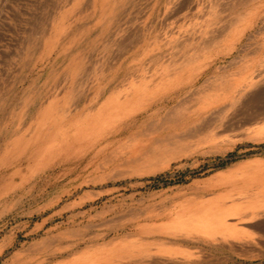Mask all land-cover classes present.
<instances>
[{"label": "rangeland", "instance_id": "rangeland-1", "mask_svg": "<svg viewBox=\"0 0 264 264\" xmlns=\"http://www.w3.org/2000/svg\"><path fill=\"white\" fill-rule=\"evenodd\" d=\"M182 1L183 11L171 12ZM226 1H218L219 10ZM207 2L0 0V264H73L84 251L119 237H146L139 229L142 224L196 217L221 200L228 204L230 194L250 185L248 171L264 170V122L247 129L238 121V128L228 131L232 135L223 132L222 138L198 145L189 139L188 152L161 169L138 174L127 171L140 149L124 148V143L129 134L162 117V108L151 113L165 103L131 112L95 140L89 134L77 135L74 128L66 137L57 134L76 115L59 114L50 123L42 122L44 106L52 98L61 100L70 86L71 105L102 102L141 67L151 70L153 56L161 55L165 63L170 50L168 44H159L165 38L174 40L178 26L190 18L203 20ZM252 8V27L229 38V53L212 62L206 76L236 59L243 45L242 53L249 52L255 62L264 59V47L250 51L264 46V0H243L221 12V19L231 20L230 26L237 18L243 23ZM129 32L142 39L134 48H119L117 42ZM77 58L83 67L71 74L70 65ZM167 131L158 129L152 137ZM247 231L253 238L246 247L255 256L238 254L226 245L200 244L187 262L264 264V235L249 226ZM64 245L70 246L65 250Z\"/></svg>", "mask_w": 264, "mask_h": 264}, {"label": "bare ground", "instance_id": "bare-ground-1", "mask_svg": "<svg viewBox=\"0 0 264 264\" xmlns=\"http://www.w3.org/2000/svg\"><path fill=\"white\" fill-rule=\"evenodd\" d=\"M218 1L208 0L203 20L190 18L188 22L178 26V35L174 40L164 41L165 38L159 44L160 46L168 44L170 50L165 63L161 61V55L153 56L151 70L141 67L139 72L133 73L131 81L121 88H115L102 102L91 100L86 105H71L69 100L73 96L74 87L70 86L61 100L52 98L44 106L46 115L43 116L42 122L50 123V118L56 120L59 114L64 117L76 115L75 121L65 123L57 134L66 137L74 128L77 135L89 134L90 138L95 140L98 136L107 134L113 126L125 121L131 112L147 111L158 102L165 103L166 106L157 107L151 113L159 112L162 108L164 109L162 117L149 122L145 129L138 128L129 134L124 143V148L137 146L140 149L128 163L127 173L130 174L153 172L163 168L172 159L190 150L189 139L193 138L194 143L198 145L222 138L225 136L223 132L232 135L228 131L238 128V121L243 128L260 127L264 122V59L255 62L253 56L247 55L249 52L242 53L245 50L243 45L236 59L233 57L226 64L218 66V71L206 76L210 64L229 53L231 49L229 38L235 32L240 34L246 28L252 27L250 16L256 12L255 8L249 9L247 20L238 24L237 19L240 18H237L235 19L237 22L230 26L231 20L228 19L226 22V19H221V12L226 9L232 10L243 0H228L224 2L223 7L221 6L222 10L218 8L220 3ZM185 5L186 2L182 1L174 6L171 12L177 13ZM142 36L147 39V36ZM141 39V35L129 32L117 42V45L127 50L137 46ZM144 45L147 47L148 42L145 41ZM262 47L263 43L250 51L256 53ZM235 65H237L235 70H227L228 66ZM82 67V59L77 58L70 65L71 74H76ZM169 103L171 104L168 105ZM121 127L116 131H120ZM158 129L168 130L167 134L152 137ZM248 172L246 180L250 185L237 195L230 194V203L221 200L219 204L211 206L196 217L142 224L139 229L146 237H138L135 240L119 237L92 250L84 251L71 262L190 264L187 262L188 259L197 255L203 244L226 245L238 254L255 256V252L246 247L253 238L247 227L257 228L260 234L264 235V183H262L264 170ZM242 222L248 225H242ZM68 246L70 245H64L63 248L66 250ZM177 257L182 259H176ZM43 259L44 257L37 259L35 263H40Z\"/></svg>", "mask_w": 264, "mask_h": 264}]
</instances>
